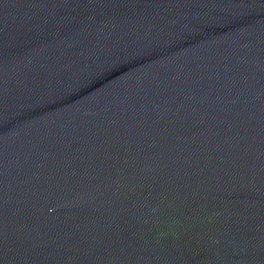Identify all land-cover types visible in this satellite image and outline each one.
I'll list each match as a JSON object with an SVG mask.
<instances>
[{"label":"water","instance_id":"1","mask_svg":"<svg viewBox=\"0 0 264 264\" xmlns=\"http://www.w3.org/2000/svg\"><path fill=\"white\" fill-rule=\"evenodd\" d=\"M0 264H264V0H0Z\"/></svg>","mask_w":264,"mask_h":264}]
</instances>
